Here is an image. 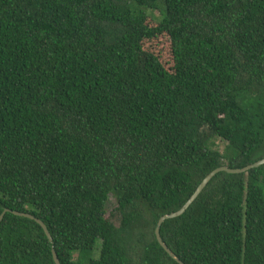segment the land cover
Here are the masks:
<instances>
[{
  "label": "trees",
  "instance_id": "obj_1",
  "mask_svg": "<svg viewBox=\"0 0 264 264\" xmlns=\"http://www.w3.org/2000/svg\"><path fill=\"white\" fill-rule=\"evenodd\" d=\"M262 157L264 0H0V213L52 237L6 212L0 264H178L158 218ZM160 236L184 264H264V164Z\"/></svg>",
  "mask_w": 264,
  "mask_h": 264
},
{
  "label": "water",
  "instance_id": "obj_2",
  "mask_svg": "<svg viewBox=\"0 0 264 264\" xmlns=\"http://www.w3.org/2000/svg\"><path fill=\"white\" fill-rule=\"evenodd\" d=\"M262 164H264V157H262L261 159L255 161L253 163H250L246 166H243L241 168H231V167H228L226 165L216 167L215 169L211 170L208 174H206L204 176V178L197 185V187L195 188L193 193L189 196V198L185 201V203L178 210L170 212L168 214L161 215L156 222L154 234H155L156 240L161 245V247L168 253V255H170L178 264H184L178 257H176L172 253V251L167 247V245L163 242V240L160 236V226L164 220L177 217V216L181 215L182 213H184V211L196 199V197L200 194V192L203 190V188L207 185V183L210 181V179L216 173L221 172V171H225L227 173H241V172H245V171L249 170L250 168L258 167ZM6 212H11L15 215L27 217L29 219H33L34 221H36L42 227L45 235L47 236L49 241L52 243V237H51L46 225L44 224V222L42 220L37 218L35 215L30 213L29 211H18V210H12V209H8V208H4L2 210V212L0 213V221L2 220V218ZM52 256H53V260H54L55 264H61L53 247H52Z\"/></svg>",
  "mask_w": 264,
  "mask_h": 264
},
{
  "label": "rangeland",
  "instance_id": "obj_3",
  "mask_svg": "<svg viewBox=\"0 0 264 264\" xmlns=\"http://www.w3.org/2000/svg\"><path fill=\"white\" fill-rule=\"evenodd\" d=\"M146 13L148 15H150L151 17H153L155 20H159L160 19V15H159V12L157 11H154V12H151L150 10L146 11ZM215 145L218 146V148H220V146L222 145V142H220L218 139L216 140L215 142ZM221 149V148H220ZM115 201L113 198H109L107 204H106V211H107V214H109V212H114L115 213ZM112 221L117 224V218L116 217H112Z\"/></svg>",
  "mask_w": 264,
  "mask_h": 264
}]
</instances>
